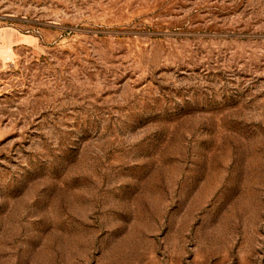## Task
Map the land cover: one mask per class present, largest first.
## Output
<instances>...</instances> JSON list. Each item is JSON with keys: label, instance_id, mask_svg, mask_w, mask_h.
<instances>
[{"label": "rangeland", "instance_id": "1", "mask_svg": "<svg viewBox=\"0 0 264 264\" xmlns=\"http://www.w3.org/2000/svg\"><path fill=\"white\" fill-rule=\"evenodd\" d=\"M0 264H264V0H0Z\"/></svg>", "mask_w": 264, "mask_h": 264}, {"label": "bare ground", "instance_id": "2", "mask_svg": "<svg viewBox=\"0 0 264 264\" xmlns=\"http://www.w3.org/2000/svg\"><path fill=\"white\" fill-rule=\"evenodd\" d=\"M6 33H7V34H6V37L8 38V40H12V36L10 35V33L7 32V31H6Z\"/></svg>", "mask_w": 264, "mask_h": 264}]
</instances>
